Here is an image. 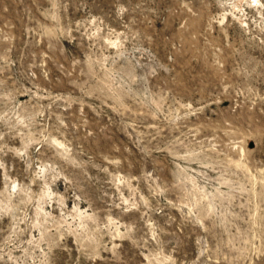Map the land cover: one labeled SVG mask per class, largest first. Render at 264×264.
<instances>
[{
	"label": "rangeland",
	"instance_id": "obj_1",
	"mask_svg": "<svg viewBox=\"0 0 264 264\" xmlns=\"http://www.w3.org/2000/svg\"><path fill=\"white\" fill-rule=\"evenodd\" d=\"M0 264H264V0H0Z\"/></svg>",
	"mask_w": 264,
	"mask_h": 264
}]
</instances>
